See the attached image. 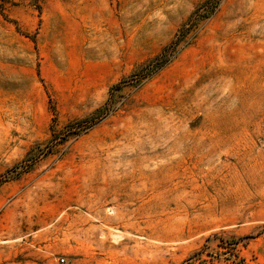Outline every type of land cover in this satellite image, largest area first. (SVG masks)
Listing matches in <instances>:
<instances>
[{
	"label": "rangeland",
	"instance_id": "obj_1",
	"mask_svg": "<svg viewBox=\"0 0 264 264\" xmlns=\"http://www.w3.org/2000/svg\"><path fill=\"white\" fill-rule=\"evenodd\" d=\"M0 264H264V0H0Z\"/></svg>",
	"mask_w": 264,
	"mask_h": 264
},
{
	"label": "built area",
	"instance_id": "obj_2",
	"mask_svg": "<svg viewBox=\"0 0 264 264\" xmlns=\"http://www.w3.org/2000/svg\"><path fill=\"white\" fill-rule=\"evenodd\" d=\"M61 261L64 262V259L62 258Z\"/></svg>",
	"mask_w": 264,
	"mask_h": 264
}]
</instances>
